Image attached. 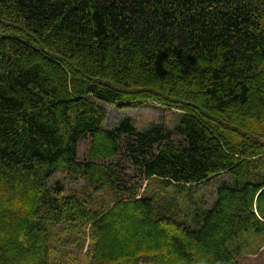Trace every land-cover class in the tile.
<instances>
[{
	"label": "trees",
	"instance_id": "obj_1",
	"mask_svg": "<svg viewBox=\"0 0 264 264\" xmlns=\"http://www.w3.org/2000/svg\"><path fill=\"white\" fill-rule=\"evenodd\" d=\"M147 100L174 126L103 125L100 102ZM57 171L113 205L86 208ZM151 178L182 199L137 197ZM60 225L89 236L87 264H240L227 243L264 230V0H0V264H61Z\"/></svg>",
	"mask_w": 264,
	"mask_h": 264
},
{
	"label": "rangeland",
	"instance_id": "obj_2",
	"mask_svg": "<svg viewBox=\"0 0 264 264\" xmlns=\"http://www.w3.org/2000/svg\"><path fill=\"white\" fill-rule=\"evenodd\" d=\"M100 103L107 107V114L103 122L105 127H111L122 117L130 116L134 125L139 129H145L154 123H161L171 128L177 122L180 115L179 110L168 108L165 105L150 100H147L137 107L125 109H119L114 104L105 102ZM224 177L228 178L229 173L223 172V174L214 176L208 182H203V185H195L196 189L193 196H198L199 204L197 201L194 203L192 199L183 200L180 201L181 210L189 216V210L192 209L193 206L200 205L201 207V202H204L202 207H209L216 196L215 185ZM147 181L148 180H142L140 184L141 187H139L136 194L137 197L142 194L157 192L158 202L165 205H170L172 198L176 200L182 199L177 194V192H180L177 186L173 184H164L156 178H151L148 184ZM56 182L62 185L65 194L73 193L83 199L86 208L92 210L106 208L112 206L114 203L113 190L105 188L104 190L95 191L82 178L74 177L66 172H55L49 179L48 184L52 185ZM186 191L188 193L190 192L187 188L184 192ZM120 193L123 194L122 192ZM201 197L205 200L203 201ZM50 233H52L56 239V242H54L57 251L56 258L61 264H87L85 250L89 243L88 225L86 226V233L88 236L86 239L81 238L80 233L77 232L74 227L67 225L56 226L53 231L50 229ZM67 240L69 241L67 242ZM227 246L234 252L240 264H264V230L255 231L252 229L243 231L229 241Z\"/></svg>",
	"mask_w": 264,
	"mask_h": 264
},
{
	"label": "bare ground",
	"instance_id": "obj_3",
	"mask_svg": "<svg viewBox=\"0 0 264 264\" xmlns=\"http://www.w3.org/2000/svg\"><path fill=\"white\" fill-rule=\"evenodd\" d=\"M126 108V107H125Z\"/></svg>",
	"mask_w": 264,
	"mask_h": 264
}]
</instances>
